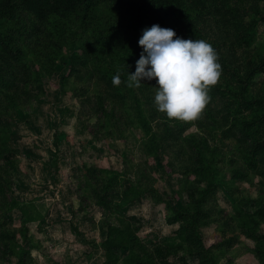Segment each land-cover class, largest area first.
<instances>
[{
    "label": "rangeland",
    "instance_id": "374dc122",
    "mask_svg": "<svg viewBox=\"0 0 264 264\" xmlns=\"http://www.w3.org/2000/svg\"><path fill=\"white\" fill-rule=\"evenodd\" d=\"M150 1L39 22L0 0L23 53H0V264H264V152L244 125L264 120V0H159L161 27L218 53L190 121L157 110L155 79L126 83Z\"/></svg>",
    "mask_w": 264,
    "mask_h": 264
},
{
    "label": "clouds",
    "instance_id": "9594fccd",
    "mask_svg": "<svg viewBox=\"0 0 264 264\" xmlns=\"http://www.w3.org/2000/svg\"><path fill=\"white\" fill-rule=\"evenodd\" d=\"M143 51L128 87H140L143 79L156 80L154 103L170 119L195 120L209 103V91L221 75L218 53L204 39H184L171 28L153 24L138 41ZM114 85L121 83L119 73Z\"/></svg>",
    "mask_w": 264,
    "mask_h": 264
},
{
    "label": "trees",
    "instance_id": "16d2710c",
    "mask_svg": "<svg viewBox=\"0 0 264 264\" xmlns=\"http://www.w3.org/2000/svg\"><path fill=\"white\" fill-rule=\"evenodd\" d=\"M103 0H18L17 5L21 10L32 14L37 21L45 22L52 16H67L74 11H76L80 4H83L86 7H92L95 2H100ZM149 22L153 24H159L162 26L163 22V13L162 5L159 0H151L149 8ZM0 53L8 61L12 63H20L22 60L23 53L19 49L13 46V44L5 38L0 37ZM236 103L233 102L232 107L235 108ZM241 107V106H240ZM240 107H237V115H240L243 112V109L246 108V104H243L242 110ZM245 113V112H244ZM246 119H244L245 121ZM247 122L246 127H250V131L253 135L254 142L256 143V152L260 154L264 152V120L262 118L253 117L250 121ZM263 134V139H259V135ZM255 153V156H257ZM116 184V182L114 183ZM102 206L105 207L106 203L102 201ZM261 217L264 218V212L259 211L258 213Z\"/></svg>",
    "mask_w": 264,
    "mask_h": 264
}]
</instances>
